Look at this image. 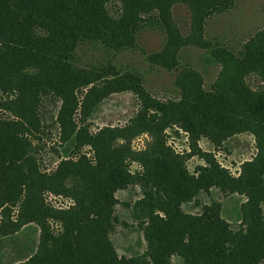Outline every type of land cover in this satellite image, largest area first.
<instances>
[{
  "label": "rangeland",
  "instance_id": "374dc122",
  "mask_svg": "<svg viewBox=\"0 0 264 264\" xmlns=\"http://www.w3.org/2000/svg\"><path fill=\"white\" fill-rule=\"evenodd\" d=\"M232 2L226 12L210 15L192 3H177L166 21L162 9L148 10L147 5L139 16L146 26L133 48L81 43L74 66L99 81L75 90L78 106L73 115L72 102L64 104L51 88L43 93L37 117L25 113L20 98L36 59L7 64L18 77V87L0 89V135L13 122L22 123L16 129L27 147L12 150L6 158H20V172L14 165L6 170L0 161V264H36L67 250L79 206L95 199L89 193L93 170L108 176L97 166L110 149L118 151L114 162L134 179L114 191L117 221L108 237L118 257L140 258L149 251L151 206L160 216H165L160 208L172 211L174 206L201 215L204 206L216 203L231 230L246 229L242 207L248 196L226 187L230 177L247 188L248 163L264 165V0ZM123 3H106L112 17H120ZM34 22L30 28L41 41L47 27L41 19ZM207 96L221 108L211 116L219 119L218 125L209 124L194 109L197 100ZM59 114L68 125L63 130L57 124ZM70 120L77 125L72 135ZM85 127L94 143L82 142ZM156 158L172 159L175 174L184 168L197 179L189 193L170 192L175 178L168 184L155 178ZM31 160L37 171L34 168L28 177L26 163ZM204 168L212 171L213 181L226 186L207 188ZM19 184L17 199H8L9 190ZM169 192L173 200L166 198ZM262 210L264 215V203ZM169 262L183 264L177 254Z\"/></svg>",
  "mask_w": 264,
  "mask_h": 264
},
{
  "label": "trees",
  "instance_id": "16d2710c",
  "mask_svg": "<svg viewBox=\"0 0 264 264\" xmlns=\"http://www.w3.org/2000/svg\"><path fill=\"white\" fill-rule=\"evenodd\" d=\"M108 1L110 0H0V89L14 91V87H18V77L12 73L13 67L7 64L11 61L36 59L33 62L34 72L27 80L26 92L20 98L21 106L28 111L25 113L32 118L37 117L47 88H51L64 104L72 102L74 106L70 115H73L78 106L75 90L99 81L85 70L74 66V54L79 45L85 41H100L115 50L133 48L140 30L146 26L145 22L139 23V16L147 5L151 6L148 10L152 7L162 9L164 21L170 19V8L177 3H186L190 7L192 3L209 10L210 13L206 15L223 13L233 7L232 0H123L121 15L115 18L106 6ZM34 19H41L47 27L48 35L41 41L30 28ZM176 49L175 47L171 53L174 54ZM194 90L197 91L198 88ZM200 94L202 93L199 92L198 95ZM194 109L203 120L218 125L219 119L213 120L211 116L218 115L221 108L215 106L208 96L197 100ZM70 121L72 135L77 125ZM57 124L62 130L68 126L61 115L58 116ZM19 126L22 123L13 122L0 135V161L6 163V170L14 165L17 172H20V158L9 161L6 158L12 150L19 151L27 147L24 146L26 141L23 137L18 136L21 130L16 128ZM85 128L86 137L82 142L94 143L95 137L88 132V127ZM105 153L106 151L102 153L97 167H104L108 176H99L105 172L98 173L93 168L89 193L95 199L85 206H79L78 218L73 222V232L67 238V250L54 258L36 259V264H170L169 258L174 254L182 258L183 264H259V260L264 257V165L259 164L260 162L248 163L247 188L237 185L230 177L228 184L213 181L209 177L212 171L203 169L205 173L202 177L208 182L207 188L212 185L223 188L227 184L226 189L231 192L240 190V193L248 196V202L242 207L246 229L237 232L231 230L221 218V205L216 203L204 206L201 215L188 214L180 206H174L172 211L167 207L160 208L165 212V216H160L155 214V206H151L148 212V216H151L150 223L152 220L147 236L149 251L140 258L118 257L108 237L111 227L117 221L116 216H113L116 204L114 191L126 187L134 179L128 171L114 162L118 151L110 149ZM119 160L123 162L122 158ZM171 160L156 158L154 176L164 184L175 178L170 192L185 195L190 192L197 179L191 177L184 168L175 174L177 167ZM33 163L32 160L26 163L28 177L36 169L35 165V169L33 168ZM20 190V184L11 188L8 199H17ZM170 192L166 193V198L173 200ZM165 201L163 198L161 205ZM144 206L149 208L145 203ZM170 206L168 207L171 208ZM177 224L182 225L181 229H176Z\"/></svg>",
  "mask_w": 264,
  "mask_h": 264
}]
</instances>
